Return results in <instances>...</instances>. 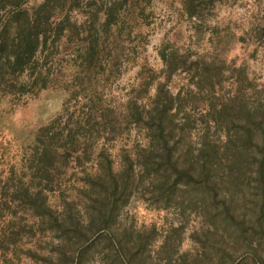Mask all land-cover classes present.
Instances as JSON below:
<instances>
[{
  "label": "rangeland",
  "instance_id": "374dc122",
  "mask_svg": "<svg viewBox=\"0 0 264 264\" xmlns=\"http://www.w3.org/2000/svg\"><path fill=\"white\" fill-rule=\"evenodd\" d=\"M45 2L52 30L0 86V264L246 260L152 172L163 109L192 155L229 103L264 122V0H0V29Z\"/></svg>",
  "mask_w": 264,
  "mask_h": 264
},
{
  "label": "trees",
  "instance_id": "16d2710c",
  "mask_svg": "<svg viewBox=\"0 0 264 264\" xmlns=\"http://www.w3.org/2000/svg\"><path fill=\"white\" fill-rule=\"evenodd\" d=\"M52 14L47 2L33 16L20 10L6 13L0 29V86L7 85L12 72L35 54L40 37L47 38ZM242 101L219 111L226 124L222 146L204 142L196 155L184 150L182 144L179 148L172 143L169 120L164 118L167 109H163L152 173L156 187L162 188L168 199L218 223L231 241L228 249L246 254L247 259L242 257L238 264H264V122L259 111H251ZM251 172L255 177L252 191H248L245 187L251 182ZM242 190H247V195ZM116 193L117 187L112 199Z\"/></svg>",
  "mask_w": 264,
  "mask_h": 264
}]
</instances>
